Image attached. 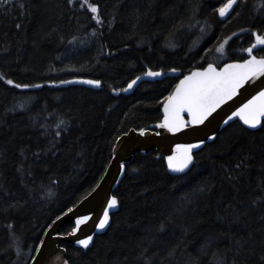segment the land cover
Masks as SVG:
<instances>
[{
  "label": "trees",
  "instance_id": "16d2710c",
  "mask_svg": "<svg viewBox=\"0 0 264 264\" xmlns=\"http://www.w3.org/2000/svg\"><path fill=\"white\" fill-rule=\"evenodd\" d=\"M84 1L0 0V264L29 263L116 139L160 121L179 78L246 59L264 35V0H236L223 17L228 0ZM192 156L172 173L154 150L133 155L107 229L87 248L65 244L67 263L264 264V119L229 122Z\"/></svg>",
  "mask_w": 264,
  "mask_h": 264
},
{
  "label": "water",
  "instance_id": "95a60500",
  "mask_svg": "<svg viewBox=\"0 0 264 264\" xmlns=\"http://www.w3.org/2000/svg\"><path fill=\"white\" fill-rule=\"evenodd\" d=\"M254 45L256 47L259 46L257 42ZM247 54L249 53L247 52ZM249 58L250 56L246 59ZM257 58L259 59L260 57ZM244 60L226 62L220 67L211 65L217 71H220L226 64L242 63ZM208 65L204 68L193 69L184 74L179 78L171 93L175 91L176 86L185 76L190 75L194 71H202ZM86 84L89 83L86 82ZM89 85L98 87L95 84ZM261 90H264V76L250 78L243 83L235 95L230 99H226L202 124H191L187 112L182 113L183 119L189 121L188 126L182 127L175 132L160 126L164 120L165 99L161 106V119L154 125L153 129H146L143 135H141L140 131L129 129L116 139L112 148L110 161L98 183L88 194L70 208L71 211L67 210L51 222L43 233L28 264H68L64 248L65 244L84 247L76 241L85 239L88 236H91L93 240L95 234L104 231L108 227L110 214L116 209L117 205L110 207L108 201L114 196L113 191L123 175L125 164L131 160L133 155L154 150L158 156H163L168 171L180 173L186 168L183 171H173L168 167L167 160V157L177 155L181 151L177 148V145H199L191 149V154H193L201 149L205 143L211 142L217 132L233 120L240 121L250 129H257L260 124L256 128H251L244 124L239 116H233L232 114ZM262 119L264 118H261V121ZM209 137L212 138L209 139ZM201 141L203 143H200ZM106 209L108 211V222L104 228H99L98 225L100 220L104 218ZM81 217H87V219L77 225L76 222ZM67 224L73 225L71 230L65 234L60 233L61 228ZM74 229L75 231H73ZM92 240L89 242V245Z\"/></svg>",
  "mask_w": 264,
  "mask_h": 264
},
{
  "label": "snow or ice",
  "instance_id": "6c2138e0",
  "mask_svg": "<svg viewBox=\"0 0 264 264\" xmlns=\"http://www.w3.org/2000/svg\"><path fill=\"white\" fill-rule=\"evenodd\" d=\"M3 2L7 4L8 0H3ZM235 2L236 0H228L219 9V15L221 17L225 16ZM68 3L72 4L73 0H68ZM89 8L92 13H98L97 5L90 4ZM256 42L257 45H264V35L256 34ZM254 47L256 45L245 50L250 54V58L242 63L226 64L220 71H217L213 65L209 64L202 71H194L190 75L185 76L176 86L175 91L166 98L164 102V120L160 126L173 132L178 131L182 127H187L189 121H185L181 115L184 112H187L191 124H202L226 99H230L235 95L245 81L256 76H264V57L258 59L256 56L251 55ZM222 49L223 45L220 46V50ZM171 71L175 72L177 69H171ZM144 74L153 77L162 75L161 72L152 71L151 69ZM86 82L95 85L101 83L99 80ZM7 83L12 84L13 81L8 80ZM135 83L136 80H133L129 83L128 88H131ZM16 86L21 87L22 85ZM23 87H27V85H23ZM232 115L239 116L244 124L251 128H256L257 125L261 124V118H264V90L259 91L251 100L233 112ZM144 131V129H140L141 135L144 134ZM211 138L209 137V139ZM200 143H203V141ZM198 146L191 144L177 145V148L181 151L177 155L167 157L168 167L173 171H183L193 162L191 149ZM108 203L110 207L115 206L117 203L116 197L113 196ZM85 219L87 217L78 219L77 225ZM107 222L108 211L106 209L104 218L100 220L98 227L104 228ZM91 240L92 237L88 236L76 242L87 248Z\"/></svg>",
  "mask_w": 264,
  "mask_h": 264
},
{
  "label": "rangeland",
  "instance_id": "374dc122",
  "mask_svg": "<svg viewBox=\"0 0 264 264\" xmlns=\"http://www.w3.org/2000/svg\"><path fill=\"white\" fill-rule=\"evenodd\" d=\"M73 3L76 4L77 7H82L83 5H86L84 0H73ZM167 74H175V72L169 71ZM147 77H153V76H147ZM73 82H75V83H81V82L86 83V82H83L82 80H77V81H73ZM126 89H128V87H126Z\"/></svg>",
  "mask_w": 264,
  "mask_h": 264
},
{
  "label": "bare ground",
  "instance_id": "6f19581e",
  "mask_svg": "<svg viewBox=\"0 0 264 264\" xmlns=\"http://www.w3.org/2000/svg\"><path fill=\"white\" fill-rule=\"evenodd\" d=\"M225 126H226V125H225ZM221 130H222V129H221ZM109 222H110V221H109ZM50 224H51V223H50ZM72 226H73V225H72ZM46 229H47V228H46ZM46 229H45V230H46ZM106 229H107V228H106ZM61 231H62V230H61ZM44 232H45V231H44ZM44 232H43V233H44ZM60 233H61V232H60ZM97 234H100V233H97ZM42 235H43V234H42ZM40 240H41V239H40ZM64 248H65V247H64ZM33 254H34V253H33Z\"/></svg>",
  "mask_w": 264,
  "mask_h": 264
}]
</instances>
